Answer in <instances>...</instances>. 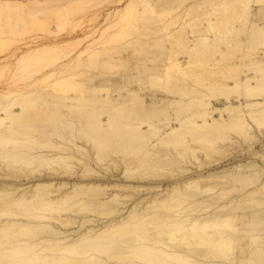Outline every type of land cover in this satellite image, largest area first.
<instances>
[{"label":"bare ground","instance_id":"obj_1","mask_svg":"<svg viewBox=\"0 0 264 264\" xmlns=\"http://www.w3.org/2000/svg\"><path fill=\"white\" fill-rule=\"evenodd\" d=\"M75 1L0 21V264H264V0Z\"/></svg>","mask_w":264,"mask_h":264},{"label":"rangeland","instance_id":"obj_2","mask_svg":"<svg viewBox=\"0 0 264 264\" xmlns=\"http://www.w3.org/2000/svg\"><path fill=\"white\" fill-rule=\"evenodd\" d=\"M14 2H15V0H11L10 2H8L9 4L5 3V4H1V6H0V8H1L0 11L3 13L2 18H0V21L4 22L3 26H5L6 30H8L9 25L11 23H13V22H15V20H17V16L9 15L8 11L6 9L7 5H13ZM97 2H99V0H76L75 2L72 3V7L75 8L78 13H83L84 11H86V9L88 7L93 6ZM5 14H7V15H5ZM9 16L11 17L10 21L8 19V18H10ZM28 19H29V21H28L29 27L21 26L22 32L15 36V38H17V43H16V40L14 42H15L16 46H18V48L21 47V45L24 42H26L28 40H32V39L42 35L41 30H37V29L35 30L34 29L35 27L32 25L33 16L29 17ZM98 62H99V60L94 62V65H96ZM109 66L110 67L113 66V68H111L113 70H119L120 69V67H119L120 63L118 62V60H115L114 64H111ZM18 70H21V72H25L24 71V65H22V63L16 64V63H13L12 60H10V59L9 60L5 59V60L1 61V63H0V79H2V80L6 79L7 80L8 78H11V77L17 75L20 72ZM21 74H24V73H21ZM43 121L40 120L38 122H40V124L46 125L47 124L46 120H43Z\"/></svg>","mask_w":264,"mask_h":264}]
</instances>
